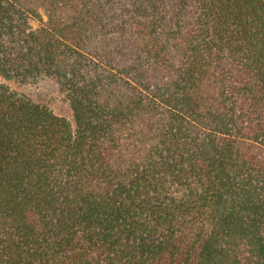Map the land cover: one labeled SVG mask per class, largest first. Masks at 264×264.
Listing matches in <instances>:
<instances>
[{
    "label": "trees",
    "instance_id": "trees-1",
    "mask_svg": "<svg viewBox=\"0 0 264 264\" xmlns=\"http://www.w3.org/2000/svg\"><path fill=\"white\" fill-rule=\"evenodd\" d=\"M0 77V264H264V0H0Z\"/></svg>",
    "mask_w": 264,
    "mask_h": 264
},
{
    "label": "rangeland",
    "instance_id": "rangeland-1",
    "mask_svg": "<svg viewBox=\"0 0 264 264\" xmlns=\"http://www.w3.org/2000/svg\"><path fill=\"white\" fill-rule=\"evenodd\" d=\"M32 25L36 28L39 26V23L38 21H32ZM0 80L11 90L23 93L34 101L47 106L56 115L73 121L70 105L55 81L49 78H42L28 82H19L13 79H4L3 77H0Z\"/></svg>",
    "mask_w": 264,
    "mask_h": 264
}]
</instances>
